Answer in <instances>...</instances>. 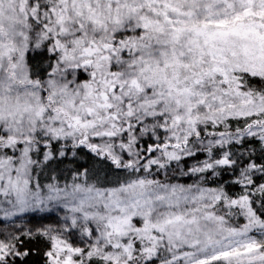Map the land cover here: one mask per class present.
<instances>
[{"label":"snow or ice","instance_id":"obj_1","mask_svg":"<svg viewBox=\"0 0 264 264\" xmlns=\"http://www.w3.org/2000/svg\"><path fill=\"white\" fill-rule=\"evenodd\" d=\"M0 264H264V0H0Z\"/></svg>","mask_w":264,"mask_h":264}]
</instances>
